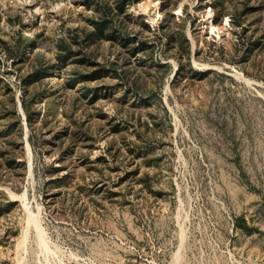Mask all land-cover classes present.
<instances>
[{
	"label": "rangeland",
	"instance_id": "374dc122",
	"mask_svg": "<svg viewBox=\"0 0 264 264\" xmlns=\"http://www.w3.org/2000/svg\"><path fill=\"white\" fill-rule=\"evenodd\" d=\"M118 1L0 0V264H264V0Z\"/></svg>",
	"mask_w": 264,
	"mask_h": 264
},
{
	"label": "trees",
	"instance_id": "16d2710c",
	"mask_svg": "<svg viewBox=\"0 0 264 264\" xmlns=\"http://www.w3.org/2000/svg\"><path fill=\"white\" fill-rule=\"evenodd\" d=\"M128 0H119L117 3V8L119 12H123ZM133 1V0H130ZM103 13L99 17V19H93L92 24L94 26L93 30L88 32V37L91 38H106L109 36V28L112 25V20L110 21V18H108V11L109 9L111 10L110 6L104 5L103 6ZM66 50L64 54L62 53L61 56H59L61 59L65 60L66 58L69 57L70 51L68 49H65L66 47H63ZM244 222V221H243ZM245 224V222H244Z\"/></svg>",
	"mask_w": 264,
	"mask_h": 264
},
{
	"label": "bare ground",
	"instance_id": "6f19581e",
	"mask_svg": "<svg viewBox=\"0 0 264 264\" xmlns=\"http://www.w3.org/2000/svg\"><path fill=\"white\" fill-rule=\"evenodd\" d=\"M145 3H147V2H145Z\"/></svg>",
	"mask_w": 264,
	"mask_h": 264
}]
</instances>
